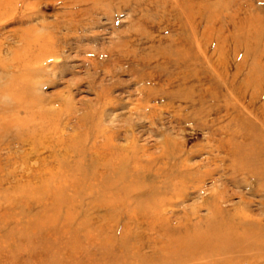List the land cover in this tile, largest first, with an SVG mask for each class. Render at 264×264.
<instances>
[{
    "label": "rangeland",
    "instance_id": "rangeland-1",
    "mask_svg": "<svg viewBox=\"0 0 264 264\" xmlns=\"http://www.w3.org/2000/svg\"><path fill=\"white\" fill-rule=\"evenodd\" d=\"M238 7L246 26L234 23ZM15 119L0 135V264H147L170 239L154 227L238 222L246 204L252 249L175 264H264V179L233 161L263 152L264 0H0V125ZM70 162L81 168L51 171ZM131 168L141 174L122 179ZM127 180L143 185L119 201ZM147 197L158 207L128 230L130 208ZM136 231L149 238L144 260L121 240Z\"/></svg>",
    "mask_w": 264,
    "mask_h": 264
},
{
    "label": "bare ground",
    "instance_id": "bare-ground-1",
    "mask_svg": "<svg viewBox=\"0 0 264 264\" xmlns=\"http://www.w3.org/2000/svg\"><path fill=\"white\" fill-rule=\"evenodd\" d=\"M169 1V0H168ZM199 1V0H198ZM201 1V0H200ZM164 2V1H163ZM167 2V1H166ZM191 2V1H190ZM165 3V2H164ZM163 3V4H164ZM192 3V2H191ZM195 3V2H194ZM194 3H192V4H194ZM202 3V2H201ZM205 3V2H204ZM166 4V3H165ZM165 4H164V6H165ZM177 4V3H176ZM197 4V3H196ZM199 4H200V2H199ZM199 4H197V5H199ZM185 6V5H184ZM201 6V5H200ZM177 7V6H176ZM186 7V6H185ZM198 7V6H197ZM202 7V6H201ZM168 8V7H167ZM171 8V7H170ZM229 8V7H228ZM164 9V8H163ZM193 9H195V8H193ZM227 9V8H226ZM169 10H171V9H169ZM186 10V9H185ZM208 10V9H207ZM186 12H188V11H186ZM223 12V11H222ZM244 12H247V11H245L244 10ZM184 13V12H183ZM189 13V12H188ZM242 13H243V9L241 8V7H238L237 9H235L234 10V12H233V19H234V23H236L237 25H238V27H242V26H246V24L248 23V22H251V20H250V16H244V15H248L249 13H243V15H242ZM168 14V13H167ZM202 15V14H201ZM243 17H242V16ZM189 16L190 17H192L191 16V14H189ZM187 18V20L189 19V17L187 16L186 17ZM217 18V17H216ZM215 18V19H216ZM230 18V17H229ZM201 18H200V16L198 17V21L196 20V19H193L192 20V23L193 24H196V27H195V25H194V28H197V26H198V23H199V21H201L200 20ZM232 19V20H233ZM254 19V18H253ZM255 20V19H254ZM194 21V22H193ZM208 21V20H207ZM215 21V20H214ZM210 22V21H209ZM255 22V21H254ZM207 23V22H206ZM220 23V22H219ZM232 23V22H231ZM256 23H257V21H256ZM189 24V23H188ZM209 24V23H208ZM207 24V25H208ZM214 24V23H213ZM213 24H211V25H213ZM228 24H230V23H228ZM189 25H191V24H189ZM210 25V24H209ZM227 25V24H226ZM200 27V26H199ZM215 27H216V25H215ZM220 27V26H219ZM233 27V26H232ZM234 28V27H233ZM157 29V28H156ZM191 29V28H190ZM241 29V28H240ZM247 30V29H246ZM190 31V30H189ZM194 31H195V29H194ZM193 31V29H192V32H194ZM204 32V31H203ZM214 32V31H213ZM258 32H259V29H258ZM263 32V31H262ZM207 33V32H206ZM248 33V32H247ZM261 34V33H260ZM208 36H209V33L207 34ZM196 36V35H195ZM194 36V37H195ZM203 36V35H202ZM263 36V35H262ZM193 37V38H194ZM237 37H239V36H237ZM237 39V38H236ZM244 39H245V37H244ZM151 40V39H150ZM199 40V39H198ZM202 40V39H201ZM238 40V39H237ZM240 40V39H239ZM200 41V40H199ZM206 41V40H205ZM243 41V40H242ZM245 41V40H244ZM198 42V41H197ZM211 42V41H210ZM205 43V42H204ZM235 43V42H234ZM242 43V42H241ZM200 44H201V42H200ZM190 46H191V44H190ZM195 47V46H194ZM197 47V46H196ZM218 47V46H217ZM190 48V47H189ZM243 48V47H242ZM202 52V51H201ZM204 54V53H203ZM219 58V57H218ZM199 61H201V60H199ZM216 61V60H215ZM200 63V62H199ZM216 64V63H215ZM217 65H218V63H217ZM219 66V65H218ZM263 72V71H262ZM259 77H257V78H255L254 80H256V79H258ZM234 82V81H233ZM263 85V84H262ZM243 93V91L241 92V90H240V92H239V95L240 94H242ZM196 96V95H195ZM238 96V95H237ZM197 98V97H196ZM18 102H20L19 100H17ZM256 101V100H255ZM14 123H12V124H3V125H0V135H3V134H9L10 132H13L14 130L12 129V127L13 126H17L18 125V120L17 119H15L14 121H13ZM10 123V122H9ZM25 123V122H24ZM22 125V124H21ZM20 125V126H21ZM19 126V125H18ZM27 126V125H26ZM119 126V125H118ZM33 126H30L29 128H32ZM20 128V127H19ZM15 129V128H14ZM22 129V128H21ZM11 135H14V133L12 134L11 133ZM19 135V134H18ZM35 142H37V143H35L34 145H31L32 146V148L33 149H35V150H40V147L41 146H43L44 144H42L43 142H42V140H39V141H35ZM36 144H37V146L38 147H36ZM69 146L70 147H72V148H75V144L73 143V145L72 144H69ZM88 146H90V145H88ZM262 146H263V152L262 153H260L259 152V154H254V155H256V156H254V157H250V156H247V155H238V154H235V156H236V158L238 159V160H236V159H234L233 161H234V163L237 165L238 163L239 164H242V166H247V164H252V166H253V168H252V172H253V174L254 175H258L260 178H262V179H264V143L262 144ZM94 150L92 151V152H95V154H98L99 152H102V151H105V149L104 148H102V147H98V146H96L95 144H92V146H91ZM31 148V147H30ZM38 148V149H37ZM42 150V149H41ZM52 152V151H51ZM54 152V151H53ZM72 152V151H71ZM34 154V153H33ZM35 155V154H34ZM53 155V154H52ZM71 155H73V153L72 154H70V155H68V156H66V158L68 157V159H70V156ZM253 155V154H252ZM46 156V155H45ZM48 156V155H47ZM56 156V155H55ZM39 157V156H38ZM53 157V156H52ZM100 157V156H99ZM46 158V157H45ZM64 158H65V156H64ZM97 158V157H96ZM102 158V157H101ZM110 158V157H109ZM103 159H107V158H103ZM111 159V158H110ZM113 159H114V157H113ZM116 159V158H115ZM41 160H44L43 159V157L41 158ZM55 160V159H54ZM53 160V161H54ZM61 160V159H60ZM92 161H94V159L92 160ZM96 161H97V159H96ZM103 161V160H102ZM110 161V160H109ZM43 162V161H42ZM111 162V161H110ZM116 162V161H115ZM139 162V161H138ZM93 163V162H92ZM100 163V162H99ZM112 163V162H111ZM111 163H109L108 162V164H111ZM120 164H121V162H119ZM134 163V162H133ZM47 164H48V162H47ZM52 164V162L50 163V164H48L49 165V167H50V165ZM95 164V163H94ZM101 164V163H100ZM136 164V163H135ZM140 164H142L143 165V163H140ZM43 165V164H42ZM41 165V166H42ZM107 165V164H106ZM115 165V164H114ZM123 165H125V164H123ZM144 165H145V163H144ZM146 165H147V163H146ZM45 166H47V165H45ZM45 166H43L44 168H45ZM102 166H103V164H102ZM152 166V165H151ZM154 166H155V164H154ZM152 167V168H156V167ZM95 169L96 168H98L99 167V164H95ZM115 167V166H114ZM144 167V166H143ZM146 167H148V166H146ZM149 167H150V165H149ZM42 168V167H41ZM81 167L79 166V165H76V164H71V162L69 163V165L67 164V165H64V164H61L60 166H54V167H51V171H53L54 172V170H55V172H66V171H72V170H79ZM119 168V167H118ZM136 168H137V165H136ZM140 168H141V166H140ZM190 168V167H189ZM244 168V170H246V171H248V169L247 168H245V167H243ZM43 169V168H42ZM106 169V168H105ZM116 169V168H115ZM114 169V170H115ZM125 169V168H124ZM138 169V168H137ZM142 169V168H141ZM63 170V171H62ZM102 170V169H101ZM109 170H111V171H113V169H109ZM118 170V169H117ZM131 170V172H128V171H123L124 173H126V174H123V176H121V178L123 179V177L125 178V176L126 175H130V176H138V175H140L141 174V172H140V174H136V171L137 170H135L134 168H131L130 169ZM147 170V169H146ZM242 171V174H244L246 171ZM43 171H46V169H43L42 170V172ZM49 171V170H48ZM49 172V173H52V172ZM73 171V172H74ZM142 171H143V169H142ZM102 172V171H101ZM100 172V173H101ZM116 172V171H115ZM156 172H158L157 171V169H156ZM155 172V173H156ZM114 173V172H113ZM113 173H111L110 172V174L112 175ZM120 173V172H119ZM41 174H43V173H41ZM60 174V173H59ZM114 174H116V173H114ZM118 174V173H117ZM136 174V175H135ZM49 175H51V174H49ZM95 175V174H94ZM103 175V174H102ZM181 175L182 176H184V175H188V173L187 172H183V173H181ZM44 176V179L47 177H45V175H43ZM66 176V175H65ZM96 176V175H95ZM99 176V175H98ZM109 176V175H108ZM84 177V176H83ZM113 177V176H112ZM116 177V176H115ZM50 178V177H49ZM48 178V179H49ZM57 178H58V176H57ZM95 178V177H94ZM71 179V178H70ZM83 179V178H82ZM88 179H89V177H88ZM97 179V178H96ZM95 179V180H96ZM175 179V178H174ZM28 180V179H27ZM34 180V179H33ZM36 180V179H35ZM58 180V179H57ZM68 180V179H67ZM71 180H73V179H71ZM84 180V179H83ZM219 180H220V178H219ZM53 181H54V179H53ZM53 181H52V183H53ZM64 181V180H63ZM63 181H62V183H63ZM128 181V183L127 184H125L126 186V188L125 189H123L122 191V194H121V196L119 197V198H116L117 200H119V201H125V200H130V199H134L133 197V190H135V189H137L138 187H140V186H142L143 184H142V182H140L139 180L137 181L136 180V182H133L132 180H127ZM27 182H30L29 180L27 181ZM44 182V181H43ZM65 182V181H64ZM70 182V181H69ZM217 182V181H216ZM33 183H34V185H33ZM33 183H31L30 182V184H32V187L31 188H33V187H35V186H37V188H38V185H36V183L37 182H33ZM93 183V182H92ZM17 184V183H16ZM22 184V183H21ZM41 184V183H40ZM116 184V181H114V183H110V184H108V185H106L107 186V188L109 187H112L113 185H115ZM19 185V184H18ZM29 185V184H28ZM53 185V184H52ZM55 185H57L56 183H55ZM54 185V186H55ZM59 185V184H58ZM71 185H72V183H71ZM75 185V184H74ZM99 185V184H98ZM119 185V184H118ZM117 185V186H118ZM222 187H223V189L222 190H224L223 192L225 193V190H226V185L225 184H223V182L220 184ZM24 186H25V184H24ZM41 186H43L42 184H41ZM91 186V185H90ZM90 186H89V188H90ZM124 186V185H123ZM19 187H20V185H19ZM18 187V188H19ZM27 187V186H26ZM57 187V186H56ZM59 187V186H58ZM58 187H57V189H58ZM75 187V186H74ZM102 187V186H101ZM221 187V188H222ZM25 188V187H24ZM28 188V187H27ZM27 188H25V190L27 189ZM45 188H46V186H45ZM49 188V187H48ZM22 189V191L24 190L23 188H20V190ZM42 189H43V187H42ZM42 189H41V191H42ZM20 190H18V191H20ZM30 190H33V189H30ZM38 190V189H37ZM44 190V189H43ZM92 190V189H91ZM96 190H98V189H96ZM14 191V190H13ZM33 191H35V190H33ZM45 191V190H44ZM51 191H53V189H51ZM76 191V190H75ZM89 191V190H88ZM5 192V191H4ZM21 192V191H20ZM26 192V191H25ZM28 192H30L29 190H28ZM40 192V191H39ZM27 193V192H26ZM25 193V194H26ZM31 194H32V192H30ZM34 193V192H33ZM44 193V192H43ZM47 193V192H46ZM49 193V192H48ZM98 193V192H97ZM7 194V193H6ZM28 194V193H27ZM31 194H29L30 196H31ZM35 194V193H34ZM36 194H38L37 192H36ZM35 194V195H36ZM40 194H42V192L40 193ZM133 194V195H132ZM39 195V194H38ZM43 195V194H42ZM41 195V196H42ZM28 196V195H27ZM33 196V195H32ZM31 196V197H32ZM37 196V195H36ZM40 196V195H39ZM51 196H52V194H51ZM133 196V197H132ZM178 196V195H177ZM30 197V199H32ZM35 197V196H34ZM34 197H33V200H35L34 199ZM47 197V196H46ZM49 197V196H48ZM58 197H60V195L58 196ZM71 197V196H70ZM57 198V197H56ZM180 198H182V196H179V198L178 199H180ZM71 199V198H70ZM76 200H78V198L76 199ZM153 198L152 197H147V198H145V199H139V200H136L137 201V203L136 204H134L135 205V207H133V208H130L131 210L129 211V210H127V212L129 211L130 213H129V222L127 223V228H128V230H129V228L131 227L132 228V226L134 225V223L137 221V220H139V219H137V218H141V217H139V216H141L142 215V212H143V210H145V208L146 207H149V206H151V208H154V209H156L158 206H157V204H154L153 203ZM44 201V200H43ZM55 201V200H54ZM60 201H63V199L62 200H60ZM69 201V200H68ZM168 203V202H167ZM171 203V202H170ZM62 204V203H61ZM169 204V203H168ZM55 205V204H54ZM67 205V204H66ZM56 206V205H55ZM129 206V205H128ZM169 206H171V205H169ZM74 208V207H73ZM126 208H128V207H126ZM214 208H215V211H219L220 209L219 208H217V206H214ZM49 209V208H48ZM48 209H46V211L48 210ZM53 209V208H52ZM244 210H243V212L241 213V215H238L239 217H241V219H243V220H239L238 222L237 221H231V220H226L225 222H223L222 220H212L211 219V221H209L208 223H206L204 226H205V228L204 229H199V227L198 226H192V227H194V229L192 230V228L191 227H188L187 225L185 226V227H183L184 228V230L183 231H178V230H176V231H171V230H169V228L167 229H163V230H160V229H158V228H156L155 229V227H154V230L152 231V233H150L151 234V236H152V234H155V233H160V234H162V235H168L169 237H170V239H169V245H168V242L160 249V253L162 254V257H161V255L159 256V258L158 259H152V258H147L146 259V263L147 264H151L153 261V264H155V263H164V264H175L176 263V261H178L180 258L181 259H183V258H194V257H200V256H206L207 254H212L213 252H223V251H226V252H228V251H230V250H233L232 248H238V250H240V251H244V250H250V249H252L254 246H253V243L250 241V239L252 240V238L250 237V239H249V237H248V235L250 234V232L251 231H253V230H255L256 229V224L255 223H251V222H249V221H247L246 219H248L249 218V211H250V209H249V206H248V204H246V206H244V208H243ZM50 210V209H49ZM60 210H61V208H60ZM51 211V210H50ZM147 211V210H146ZM157 211V210H156ZM155 211V212H156ZM16 212V211H15ZM52 212V211H51ZM12 213V212H11ZM10 213V214H11ZM19 213V212H18ZM18 213H16V214H18ZM45 213H48V212H45ZM45 213H43V214H45ZM9 214V213H8ZM15 214V213H14ZM42 214V215H43ZM73 214V213H72ZM148 214V213H147ZM38 215V214H37ZM41 215V216H42ZM74 215V214H73ZM145 215V214H144ZM143 215V216H144ZM151 215V214H150ZM13 216V215H12ZM18 216V215H17ZM34 216V215H33ZM40 216V217H41ZM48 216V215H47ZM119 216V215H118ZM25 217V216H24ZM28 217V216H27ZM32 217V216H31ZM49 217V216H48ZM116 217V216H115ZM126 217V216H125ZM128 217V216H127ZM146 217V216H145ZM14 217H12V219H13ZM33 218V217H32ZM31 218V219H32ZM47 218V217H46ZM61 218V217H60ZM124 218V217H123ZM144 218V217H143ZM150 218V217H149ZM7 219V218H6ZM27 219V218H26ZM43 219H45V217H43L42 218V220ZM142 219V218H141ZM20 220V219H19ZM50 220V219H49ZM48 219H45V220H43L45 223L46 222H48L49 221ZM61 220V219H60ZM143 220V219H142ZM1 221V220H0ZM4 221H6V220H4ZM8 221V220H7ZM13 221H15V219L13 220ZM18 221V220H17ZM21 221V220H20ZM29 221H31L30 219H29ZM37 221V220H36ZM38 221H40V220H38ZM37 221V222H38ZM140 221V220H139ZM149 221H150V219H149ZM9 223H10V221H8ZM26 222V221H25ZM36 222V223H37ZM58 222V221H57ZM67 222V221H66ZM89 222H91V223H89ZM88 223L89 224H93V223H96V222H100V220L96 217H91L90 218V221H89ZM155 222V221H154ZM154 222H153V224H154ZM68 223V222H67ZM141 223V222H140ZM152 223V222H151ZM40 224V223H39ZM38 224V225H39ZM99 224V223H98ZM115 224V223H114ZM12 225V224H11ZM10 225V226H11ZM34 225V224H33ZM32 225V226H33ZM37 225V226H38ZM44 225H47L48 226V223L47 224H44ZM57 225H58V223H57ZM95 225V224H94ZM140 225V224H139ZM157 225V224H156ZM6 226V225H5ZM41 225H39V227H40ZM54 226H56L55 224H54ZM86 226H88V225H86ZM105 225L104 224H99V230L100 229H102V227H104ZM111 226V225H110ZM152 226V225H151ZM159 226V225H158ZM84 227V226H83ZM116 227V226H115ZM144 227V226H143ZM87 227H85L83 230L85 231V229H86ZM113 227L111 226V227H107V229H110V233H111V231L113 230L112 229ZM147 228V227H146ZM57 229V228H56ZM56 229H54V230H56ZM81 229V228H80ZM79 229V230H80ZM93 229V228H92ZM104 229V228H103ZM4 230V229H3ZM91 230V229H90ZM145 230H147V229H145ZM189 230V231H188ZM5 231V230H4ZM34 231V230H33ZM81 231V230H80ZM80 231H79V233H80ZM103 231V230H102ZM102 231H101V233H102ZM114 231H115V229H114ZM117 231V230H116ZM194 232V233H192V234H190L189 232ZM0 232H1V230H0ZM8 232V231H7ZM36 232H37V229H36ZM107 232V231H106ZM137 232V231H136ZM143 232V231H142ZM142 232H137V233H135V234H133V235H126V234H124L126 237H122L121 238V240H122V242L123 243H125V248L127 249V250H129L130 251V253H128L129 254V256H137V257H140L141 259L140 260H144L145 258L143 257V255L141 254V248H144L145 247V245H148L147 243H148V239L147 238H145V233H142ZM98 233H100V232H98ZM108 233V232H107ZM146 233H149V232H146ZM6 234V233H5ZM23 235V233H20V235ZM30 234V233H29ZM55 234H56V232H55ZM81 234V233H80ZM105 234V233H104ZM8 235V233L6 234V236ZM21 235V236H22ZM106 235V234H105ZM18 236V235H17ZM82 236V235H81ZM98 236V235H97ZM104 236V235H103ZM109 236V235H108ZM123 236V235H122ZM19 237V236H18ZM113 237H114V233H113ZM147 237V236H146ZM24 238V237H23ZM27 238V237H26ZM2 239V238H1ZM6 239V238H5ZM19 239V238H18ZM87 239V238H86ZM95 239V237L93 238V240ZM112 239V238H111ZM144 239H146V240H144ZM7 240V239H6ZM10 240V239H9ZM56 240V239H55ZM120 240V241H121ZM54 241V240H53ZM90 241V240H89ZM97 241H99L98 239H97ZM101 241V240H100ZM99 241V242H100ZM112 241H114V240H112ZM4 242V241H3ZM109 242V241H108ZM136 242H139L138 244L136 243ZM66 243V242H65ZM71 243V242H70ZM95 243V245H96V242H94ZM109 243H111V242H109ZM108 243V244H109ZM36 244V243H35ZM1 245V244H0ZM38 245H40L39 243H38ZM70 245V244H69ZM94 245V246H95ZM100 245V244H99ZM37 246V244L35 245V247ZM102 246H104V244L102 245L101 244V247ZM109 246H111L110 244H109ZM39 247H41V246H39ZM108 247V246H107ZM32 248H34V247H32ZM99 248H100V246H99ZM104 248V247H103ZM126 250V251H127ZM125 251V252H126ZM129 251H127V252H129ZM168 251H170L171 252V254L169 255V256H167L166 254H167V252ZM42 252V251H41ZM159 253V252H158ZM158 253H157V255H158ZM177 257V258H176ZM174 258V259H173ZM159 260V261H158Z\"/></svg>",
    "mask_w": 264,
    "mask_h": 264
}]
</instances>
